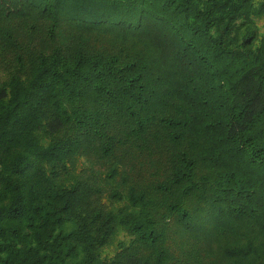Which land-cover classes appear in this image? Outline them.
<instances>
[{"label":"trees","instance_id":"1","mask_svg":"<svg viewBox=\"0 0 264 264\" xmlns=\"http://www.w3.org/2000/svg\"><path fill=\"white\" fill-rule=\"evenodd\" d=\"M0 264H264V0H0Z\"/></svg>","mask_w":264,"mask_h":264}]
</instances>
